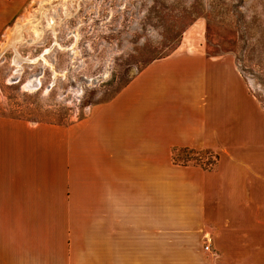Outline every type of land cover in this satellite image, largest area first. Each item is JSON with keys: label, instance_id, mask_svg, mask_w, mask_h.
<instances>
[{"label": "crops", "instance_id": "1", "mask_svg": "<svg viewBox=\"0 0 264 264\" xmlns=\"http://www.w3.org/2000/svg\"><path fill=\"white\" fill-rule=\"evenodd\" d=\"M199 26L67 129L0 114V264H264V109Z\"/></svg>", "mask_w": 264, "mask_h": 264}, {"label": "rangeland", "instance_id": "2", "mask_svg": "<svg viewBox=\"0 0 264 264\" xmlns=\"http://www.w3.org/2000/svg\"><path fill=\"white\" fill-rule=\"evenodd\" d=\"M199 25L207 53L232 55L264 109V0H32L11 25L14 46L15 33L0 35V114L76 125ZM174 154L178 164L214 160Z\"/></svg>", "mask_w": 264, "mask_h": 264}, {"label": "trees", "instance_id": "3", "mask_svg": "<svg viewBox=\"0 0 264 264\" xmlns=\"http://www.w3.org/2000/svg\"><path fill=\"white\" fill-rule=\"evenodd\" d=\"M166 56V55H165ZM160 58V57H159ZM199 152V151H198ZM197 152V153H198ZM207 152H209L210 154H212L213 155V158H214V160L212 161V160H206L207 162L206 163H203L204 165V168H206V169H211V168H213L214 167V165H215V163H216V160H217V155L215 154V153H213V152H211V151H207Z\"/></svg>", "mask_w": 264, "mask_h": 264}, {"label": "bare ground", "instance_id": "4", "mask_svg": "<svg viewBox=\"0 0 264 264\" xmlns=\"http://www.w3.org/2000/svg\"><path fill=\"white\" fill-rule=\"evenodd\" d=\"M19 36H20V31L17 30V33H15V34L13 35V37L9 40V43H7V45L14 46L15 42L18 41ZM16 57H17V58H16ZM18 57H19L18 55L15 56L16 60H17V59H18V60L20 59V58H18Z\"/></svg>", "mask_w": 264, "mask_h": 264}, {"label": "built area", "instance_id": "5", "mask_svg": "<svg viewBox=\"0 0 264 264\" xmlns=\"http://www.w3.org/2000/svg\"><path fill=\"white\" fill-rule=\"evenodd\" d=\"M205 248H208V246H205Z\"/></svg>", "mask_w": 264, "mask_h": 264}]
</instances>
